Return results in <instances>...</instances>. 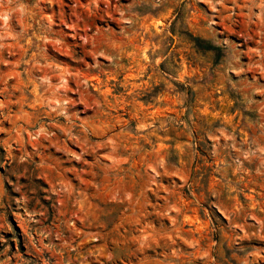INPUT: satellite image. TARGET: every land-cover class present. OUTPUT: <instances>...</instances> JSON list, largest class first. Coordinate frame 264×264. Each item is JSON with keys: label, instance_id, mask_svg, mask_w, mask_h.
<instances>
[{"label": "rangeland", "instance_id": "374dc122", "mask_svg": "<svg viewBox=\"0 0 264 264\" xmlns=\"http://www.w3.org/2000/svg\"><path fill=\"white\" fill-rule=\"evenodd\" d=\"M0 264H264V0H0Z\"/></svg>", "mask_w": 264, "mask_h": 264}, {"label": "trees", "instance_id": "16d2710c", "mask_svg": "<svg viewBox=\"0 0 264 264\" xmlns=\"http://www.w3.org/2000/svg\"><path fill=\"white\" fill-rule=\"evenodd\" d=\"M190 41L194 44V46L201 51H214V52H218L219 48L210 44L209 42L202 40L198 37H193L190 36ZM219 57H215V59L217 60ZM115 255V252H114ZM125 258V257H124Z\"/></svg>", "mask_w": 264, "mask_h": 264}]
</instances>
